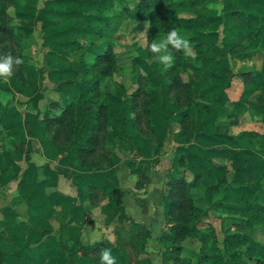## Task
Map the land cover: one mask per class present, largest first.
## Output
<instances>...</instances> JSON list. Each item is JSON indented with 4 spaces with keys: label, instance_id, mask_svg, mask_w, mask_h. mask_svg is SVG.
Here are the masks:
<instances>
[{
    "label": "crops",
    "instance_id": "1",
    "mask_svg": "<svg viewBox=\"0 0 264 264\" xmlns=\"http://www.w3.org/2000/svg\"><path fill=\"white\" fill-rule=\"evenodd\" d=\"M120 3L129 11L113 50L122 35L130 39L128 66L115 52L110 70L94 78L102 63L93 58L104 47L100 13ZM5 7L2 29L18 37L6 44L24 59L0 78L1 261L57 264L62 223L82 247L64 252L63 264H86L99 248L141 264H186L169 229L180 216L210 225L217 243L225 235L220 255L202 264L264 259V0L183 6L202 34L182 35L190 60L179 65L176 96L164 66L147 54V15L129 0ZM183 83L190 87L181 98ZM138 84L149 90L133 103ZM180 244L199 242L184 236Z\"/></svg>",
    "mask_w": 264,
    "mask_h": 264
},
{
    "label": "trees",
    "instance_id": "2",
    "mask_svg": "<svg viewBox=\"0 0 264 264\" xmlns=\"http://www.w3.org/2000/svg\"><path fill=\"white\" fill-rule=\"evenodd\" d=\"M12 0H0V44L2 45L0 48V52L2 53L7 49L6 52L11 53L12 55L15 54L13 52V48L7 43L6 41H15L18 38L11 29H7L6 32L3 31V23L6 22V3L11 2ZM131 3V10L132 11H143L147 15V29H146V42L148 46L152 43L154 39H159L165 36L171 29L179 28L181 30V35H188V36H198L202 34L201 29L198 27L197 24V15L189 10L183 9V6L187 4L189 0H129ZM109 11L112 13L109 14ZM101 12V18L104 22L102 26L101 38L104 41V47L100 53L94 56L95 63L96 61L102 63V68H97L98 72H95L94 78L97 77L96 74L102 72V74L107 73L111 66L113 65V60L115 59V51L114 49V41L112 40L113 33L116 31L117 26L123 20L124 13L128 12L129 9L124 7L121 3L116 10H109ZM2 14V15H1ZM22 44V43H21ZM170 51L174 53L175 60L174 64L171 68L165 69L161 67L159 71L164 74V77L167 80V87L168 90L174 88V94L176 96L177 91L179 90V80L176 77V73L180 71L179 65L181 62H185L190 60V57L187 56L183 50L176 51L169 46ZM147 54L152 56L153 54L149 51V47L146 48ZM249 52V51H248ZM17 56H20L17 53ZM20 58L24 59L23 56ZM95 63H92L91 67L94 68ZM97 67V66H95ZM190 87L189 84L183 83L182 89L179 91L182 97H186V89ZM147 90L141 88L138 84L137 89L133 93V103H136L134 98L139 92L145 93ZM148 93V92H147ZM37 96H35L36 99ZM178 99V98H177ZM185 100V99H184ZM71 105H67L65 108V113L69 112ZM261 112V111H260ZM64 113H62L56 120L60 121L63 118ZM98 123V122H97ZM101 126V123L98 124ZM96 128V127H95ZM98 137L96 132H91L87 139V142L94 146L97 143ZM259 152H262V147L260 146ZM85 150H90L85 148ZM182 183L180 181H176L172 184L171 188L173 191L180 193L181 192ZM118 203V197H117ZM190 215V210H188ZM207 213L205 209L203 211V215ZM212 220L216 219L219 220L218 217L214 215H210ZM189 218V217H188ZM186 216H180V218H176L171 220L169 229L174 233V240L173 242L175 245L173 249L177 252H184L186 254V264H202L203 261L209 260L210 257H217L220 255L221 250L224 246L223 238L225 237L222 234V239L219 243H217L215 239L214 229L208 225L204 228H199L190 222V218L188 219ZM59 243L62 248L63 253L59 257L57 264H63L67 261V254L70 250H74L76 252L81 253L82 247L78 242L71 241L68 237V227L66 224L61 223L59 225ZM221 235V233H220ZM187 236L189 238L196 239L199 244L195 247V249H190L189 246H184L180 244L181 240ZM101 250L99 248L97 252H94L89 260H87L86 264H102L101 261ZM246 264H264V259L261 257L255 258H247ZM0 264H5L3 261L0 260ZM115 264H131L128 255H124L121 258H115ZM228 264H235L233 261H230Z\"/></svg>",
    "mask_w": 264,
    "mask_h": 264
},
{
    "label": "clouds",
    "instance_id": "3",
    "mask_svg": "<svg viewBox=\"0 0 264 264\" xmlns=\"http://www.w3.org/2000/svg\"><path fill=\"white\" fill-rule=\"evenodd\" d=\"M179 28L171 29L165 36L154 39L149 45V51L153 54L152 59L156 64L164 66L165 69L171 68L174 64L175 56L170 51L169 46L176 51L187 50L190 42L181 34ZM23 60L20 57H14L11 53L0 56V78L7 79L12 75L13 66L20 65ZM102 264H115V257L112 256L109 249L101 250Z\"/></svg>",
    "mask_w": 264,
    "mask_h": 264
},
{
    "label": "rangeland",
    "instance_id": "4",
    "mask_svg": "<svg viewBox=\"0 0 264 264\" xmlns=\"http://www.w3.org/2000/svg\"><path fill=\"white\" fill-rule=\"evenodd\" d=\"M129 40L127 36L122 35L119 39V42L117 43L115 47V52L117 53L118 59L120 60L121 64L124 66H128V59L129 55L131 53V46L129 43ZM128 68H126L125 73H127ZM125 76L128 74H124ZM129 257V256H128ZM131 264H141V261H139V258L137 259H132L129 258Z\"/></svg>",
    "mask_w": 264,
    "mask_h": 264
}]
</instances>
